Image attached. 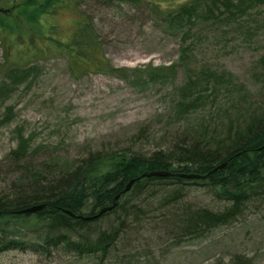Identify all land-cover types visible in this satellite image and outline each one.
<instances>
[{
    "label": "rangeland",
    "instance_id": "obj_1",
    "mask_svg": "<svg viewBox=\"0 0 264 264\" xmlns=\"http://www.w3.org/2000/svg\"><path fill=\"white\" fill-rule=\"evenodd\" d=\"M196 3L199 16L178 24L176 12L167 10L169 0L137 5L79 0L106 59L120 72L77 70L60 52L15 63L7 60L0 40V87H5L0 96V197L24 189L31 170L55 180L97 153L150 156L198 140L215 146L263 115L264 5L230 17L208 13V0ZM175 4L194 5L191 0ZM13 43L22 45L21 37L16 35ZM189 80L195 86L183 91ZM196 98L194 108H188ZM18 149L24 151L19 158ZM192 182L176 194L179 187H170L181 200L168 207L215 212L230 206ZM125 205L92 225L93 237L120 232L105 264L113 258L125 264H230L236 256L246 259L244 264H264V201L252 203L232 225L180 243L172 233L169 208L157 211L159 200L152 201L148 193L128 195ZM99 259L79 260L61 247L50 254L30 249L0 253V264H97Z\"/></svg>",
    "mask_w": 264,
    "mask_h": 264
},
{
    "label": "trees",
    "instance_id": "obj_2",
    "mask_svg": "<svg viewBox=\"0 0 264 264\" xmlns=\"http://www.w3.org/2000/svg\"><path fill=\"white\" fill-rule=\"evenodd\" d=\"M101 1L137 5L142 0ZM191 1L194 5L176 6L175 0H169L167 10L176 12L174 22L179 24L185 18L199 16L198 0ZM208 2V13L214 15L218 11L230 17L264 5V0ZM7 6L11 7L10 12L4 8ZM52 19H55L53 23ZM16 35L22 39L19 47L13 43ZM0 40L6 49L7 60L15 63H31L60 52L67 55L69 64L77 70L101 74L120 72L106 59L95 25L80 11L79 0H0ZM192 84L194 87L195 83L189 80L183 91ZM4 89V86L0 87V96ZM197 100L191 101L188 108H194ZM229 139V142L215 146H207L198 140L190 146L176 145V150L159 151L150 156L126 151L97 153L55 180L31 170L26 173L28 184L24 189L0 197V253L30 249L50 254L61 247L79 260L98 256L100 263L97 264H105L120 232L105 231L93 237V223L124 210L128 195L142 197L148 193L152 201L159 200L157 211L178 203L181 199H175L170 187H179L174 191L176 194L190 181L210 188L218 200L228 202L230 206L215 212L198 207L184 211L178 206L168 207L173 217L169 222L176 243L184 239H203L221 227L232 225L252 203L264 201V114L252 118L243 130ZM23 154V150L15 152L17 158ZM224 164L226 166L220 169ZM152 172L170 175L145 176ZM181 175H199L201 178L186 179ZM133 180L130 192H126ZM114 205L113 211L93 220L72 218L63 212L70 210L87 218ZM36 206L43 208L30 215L21 213ZM120 261L113 258L107 264H125ZM244 262L246 259L236 256L230 264Z\"/></svg>",
    "mask_w": 264,
    "mask_h": 264
},
{
    "label": "water",
    "instance_id": "obj_3",
    "mask_svg": "<svg viewBox=\"0 0 264 264\" xmlns=\"http://www.w3.org/2000/svg\"><path fill=\"white\" fill-rule=\"evenodd\" d=\"M226 166V164L222 165L220 167V169L224 168ZM170 175V173L168 172H152L150 173L149 175H145V176H148V177H154V176H168ZM183 178H186V179H198V178H201V176L199 175H181ZM134 184V180L131 181V183L128 185V187L126 188V192H129L132 188V185ZM118 199V197H117ZM43 208V206H36V207H32V208H29V209H26L24 211H22L21 213L22 214H34V213H37L38 211H40L41 209ZM115 208V205L112 206V207H107V208H104L100 211V213L98 215H95L93 217H80L76 214H74L73 212H71L70 210H64L63 212L69 216H71L72 218H82V219H85V220H93V219H98L100 218L102 215H104L105 213L109 212V211H112L113 209Z\"/></svg>",
    "mask_w": 264,
    "mask_h": 264
}]
</instances>
